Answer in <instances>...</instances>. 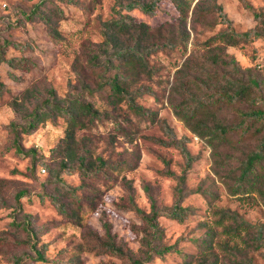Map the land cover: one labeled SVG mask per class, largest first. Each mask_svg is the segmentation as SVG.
Wrapping results in <instances>:
<instances>
[{
  "label": "rangeland",
  "instance_id": "374dc122",
  "mask_svg": "<svg viewBox=\"0 0 264 264\" xmlns=\"http://www.w3.org/2000/svg\"><path fill=\"white\" fill-rule=\"evenodd\" d=\"M187 1L189 9L183 20H179V9L172 0H159L153 14L138 8L122 9L149 25L142 45L151 47L152 43L167 40L175 45L162 44L150 51V72L136 71L137 66L120 71L123 84L130 89H142L136 101L152 110L157 118H164L178 138L185 137L193 155L181 201L192 212L183 220L158 216L163 234L155 240L160 244L176 241L182 251L191 255L190 261L185 262L174 251L145 258V220L135 207L149 211L152 201L156 207L170 206L176 196L177 179L167 171L178 174L184 158L177 147L155 140L168 139L158 121L133 113L124 102L109 104L107 86L86 94L85 98L99 110L109 109L108 112L93 120L81 116L85 125L75 129L76 139L91 146L92 157L100 155L111 163L105 166L104 173L84 175L77 169L60 170V155L52 147L64 135L66 120L56 112L41 120L32 132L22 134L23 146L33 148L34 155L7 146L13 137L9 123L20 120L35 106H42L49 89L57 97L63 96L70 85L78 83L77 71L92 87L97 86L103 66L90 67L87 55L89 47L103 38V22L116 15L115 0H0L3 56L26 58L12 64L0 59V264H128L127 257L91 248L87 231L104 232L102 213L117 242L132 258L141 259V264H200L193 239L205 237L209 226L213 236L207 260L216 259L211 264H239L244 258L250 259L251 264H264V196L253 192L241 200L227 184L232 173L238 171L240 158L264 136V124L259 127L261 123H251L242 112L255 104L247 99L232 104L210 102L201 110L198 117L208 124L223 122L235 127L226 140L214 138L213 143L207 140L209 137L193 134L185 118L176 112L181 113L178 109H183L191 89L205 91L229 79L225 76V72L231 73L228 67L210 63V53L214 51L228 59L234 57L244 69L237 75L256 78L259 86L253 87V91L264 95V35L223 47L202 44L225 26L214 2L221 5L236 30H244L260 26L254 10L264 14V0H246L252 8L245 6L243 0ZM36 3H40L43 13L32 12ZM184 28L189 33L186 47L182 42ZM209 69H215L217 74ZM193 77L199 83L192 81ZM262 163L264 166V159ZM60 179L77 186L75 194L81 202L77 212H73L74 197L62 187ZM19 189L24 192L16 198ZM49 193L65 204L69 215L56 208ZM219 208L236 210L255 226L242 237H229L214 222L218 214L212 209ZM26 215L31 219L28 225L23 222ZM28 235L35 245L27 240ZM257 236L261 243L256 247L253 242ZM38 248L44 259L36 256Z\"/></svg>",
  "mask_w": 264,
  "mask_h": 264
},
{
  "label": "trees",
  "instance_id": "16d2710c",
  "mask_svg": "<svg viewBox=\"0 0 264 264\" xmlns=\"http://www.w3.org/2000/svg\"><path fill=\"white\" fill-rule=\"evenodd\" d=\"M159 0H115L113 10L115 16L103 22L102 35L103 38L95 42L94 45L89 47L90 51L87 55V62L89 66H103V73H101V79L96 87H92L79 71H77L78 83L70 85L66 94L61 97H57L54 90L49 89L48 96L43 99L42 106H35L31 111H27L20 120H12L9 123V129L12 133V140L7 145L8 147H14L17 152L35 154V150L31 147L25 148L21 141L22 134L32 132L37 124L46 119L48 116H52L55 112L62 115L66 120V126L64 129V135L58 140V142L52 147V150L60 155L58 166L60 170H72L77 169L84 175H97L99 172H105V166L111 165L108 160L103 159L100 155L92 157L90 149L91 146L83 140L76 139L75 129L77 127H83L85 123L81 119L83 116L87 120H93L106 114L109 109L99 110L95 107L91 101L85 98L86 94H93L94 91L100 90L107 86V102L112 105L124 102L129 110L133 113L141 116L148 117L151 121H158L159 125L168 139L155 138L158 142L166 145H173L177 147L184 158V165L178 174L171 170L167 173L175 176L177 179L176 196L173 203L168 207H156L154 201L151 203V209L145 211L140 207H135V210L145 220L144 225V237L143 244L146 245L144 249L145 258L151 257L152 254L163 255L166 252L174 251L180 253L185 262L190 261L188 253L182 251L177 246V242L169 244H160L156 239H159L163 234V228L158 222V216L164 215L176 220H183L190 212L192 208L188 205L181 203L186 190L184 188L186 171L190 167L193 160V155L185 143L184 138H178L172 129V127L166 122L164 118H157L156 115L147 107H144L138 103L135 99L136 95L142 92V89L135 88L130 89L127 85L123 84L124 75L121 73V69H129L137 66V70L148 71L152 68L149 65L147 56L151 50L157 49L158 46H174L175 43L171 40L164 41V43L157 42L152 43L151 47L142 45V39L147 37V29L149 25L144 21L137 20L127 12H122V9L138 8L146 13L153 14L158 6ZM176 7L179 9V20H183L187 16L189 2L187 0H172ZM245 6L252 8L250 3L243 0ZM217 8L221 19L224 21L225 26L215 33L209 35L203 42V45L223 47L225 45H235L239 42L248 41L258 36L264 35V14L260 11L254 10V16L260 26L249 27L244 30H236L231 24L230 19L226 13L222 10L221 5L216 2L213 3ZM40 3H36L32 12H42L39 9ZM59 9V7H58ZM60 10V9H59ZM43 13V12H42ZM45 22H46V17ZM167 23V22H165ZM159 26H163V23ZM52 30V28H51ZM189 37V33L185 28L182 31V42L186 47V43ZM22 45L21 43H17ZM155 44V45H153ZM164 44V45H162ZM222 44V45H220ZM0 59L5 60L7 63L12 64L15 60L26 59L25 57L12 56L7 59L4 58L3 52L0 46ZM188 61L185 59V62ZM211 64H221L228 67V71L231 72L225 76L224 83L220 85L208 88L207 90L191 89L187 92L186 100L181 111H176L182 115L188 123L193 134L201 137H209L207 140L213 143L214 138L219 141L226 140L229 136V132L234 130L235 127L232 124H226L223 122H215L212 125L208 124L202 118L198 117L201 110L208 107L210 102L220 103L225 101L228 104L237 103L243 99H247L248 102L255 104V107H251L246 111H242L243 115L251 119V123L259 122L261 127L264 124V95L261 91L256 93L253 91V87L259 86V81L256 78L249 75L243 77L237 75L239 72H244L240 64L234 57L230 56L226 58L219 51L210 53ZM115 68L113 73L105 74L106 70L110 71ZM214 75L217 74L215 69L208 70ZM192 81L199 83V79L192 78ZM200 87V85H199ZM259 103L258 105H256ZM214 110H212L213 112ZM210 113V111H208ZM82 116V117H81ZM194 118V122L192 119ZM254 130L258 131V127L255 126ZM264 136L258 140V143L253 149L246 152L238 162V171L232 173L231 180L227 182L230 191L236 195L238 199L245 200L253 192H257L261 196H264ZM41 168L44 167H40ZM58 169L57 172H60ZM45 172V168L44 171ZM55 176H58L57 174ZM62 187H64L74 197L76 207L73 212H77L78 208H81V202L79 197L75 194L77 186H71L69 183L59 180ZM24 190L19 189L15 196L18 198L23 194ZM50 200L54 203L56 208L63 214L69 215L68 209L65 204L55 195L49 193ZM214 213L218 214V217L214 219V222L222 226V232L229 237H242V234L248 232L249 229L255 226L254 223L246 220L236 210L230 209H212ZM102 227L104 232L99 234L97 231L89 229L87 231L90 246L95 249L96 252H106L117 255L119 257L128 258V264H141L142 260L139 258H132L122 247V244L117 242L114 233L111 231L110 223L104 213H102ZM28 225L31 223V219L26 215L23 222ZM30 230H33L31 228ZM258 233L261 232L257 227ZM31 232V231H29ZM33 232V231H32ZM212 233V234H211ZM36 234V233H34ZM207 234L205 237H197L193 239L197 243L199 254L197 260L200 264H211L216 259L207 260L208 249L212 245L213 229L212 226L207 228ZM28 241L35 245L32 241V237L28 235ZM260 236L255 237L254 245L260 244ZM44 246V244H42ZM36 256L39 259H44L43 251L36 249ZM18 258L15 261L18 263ZM239 264H251L250 259L244 258V262Z\"/></svg>",
  "mask_w": 264,
  "mask_h": 264
},
{
  "label": "built area",
  "instance_id": "2783aa9c",
  "mask_svg": "<svg viewBox=\"0 0 264 264\" xmlns=\"http://www.w3.org/2000/svg\"><path fill=\"white\" fill-rule=\"evenodd\" d=\"M41 171H44V168H41Z\"/></svg>",
  "mask_w": 264,
  "mask_h": 264
}]
</instances>
